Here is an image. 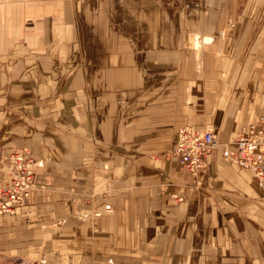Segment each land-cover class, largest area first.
Segmentation results:
<instances>
[{
    "label": "crops",
    "instance_id": "1",
    "mask_svg": "<svg viewBox=\"0 0 264 264\" xmlns=\"http://www.w3.org/2000/svg\"><path fill=\"white\" fill-rule=\"evenodd\" d=\"M0 0V149L34 186L0 215V264H264V200L215 149L264 99V0Z\"/></svg>",
    "mask_w": 264,
    "mask_h": 264
},
{
    "label": "built area",
    "instance_id": "2",
    "mask_svg": "<svg viewBox=\"0 0 264 264\" xmlns=\"http://www.w3.org/2000/svg\"><path fill=\"white\" fill-rule=\"evenodd\" d=\"M220 148L221 155L239 168L249 171L263 192L264 200V103L257 118L244 125L226 143H219L212 128H178L167 156L178 160L192 174L203 171L208 156ZM38 161L24 147L3 153L0 149V215L12 216L34 186Z\"/></svg>",
    "mask_w": 264,
    "mask_h": 264
},
{
    "label": "rangeland",
    "instance_id": "3",
    "mask_svg": "<svg viewBox=\"0 0 264 264\" xmlns=\"http://www.w3.org/2000/svg\"><path fill=\"white\" fill-rule=\"evenodd\" d=\"M227 4L228 5H232V6H236L238 3H237V0H227ZM264 103V99L262 101V104ZM261 104V105H262ZM260 111H261V108H260ZM260 113V112H259ZM189 126V125H188Z\"/></svg>",
    "mask_w": 264,
    "mask_h": 264
}]
</instances>
